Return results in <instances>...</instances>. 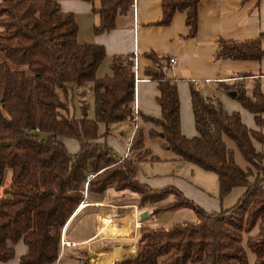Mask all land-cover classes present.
<instances>
[{
    "label": "trees",
    "instance_id": "1",
    "mask_svg": "<svg viewBox=\"0 0 264 264\" xmlns=\"http://www.w3.org/2000/svg\"><path fill=\"white\" fill-rule=\"evenodd\" d=\"M84 1L91 3L97 18L94 34L112 29L115 17L125 14L132 3ZM198 1L161 0L158 23L165 25L175 11H184L187 36H192ZM76 33L72 14L61 12L56 0H0V53L8 63L25 67L19 70L0 63V261L13 258L7 242L18 240L27 249L18 264L55 261L61 230L84 201L83 193L87 197L112 188L134 192L139 207L152 206L153 217L182 208L194 214L193 221L141 227L134 255L118 264H264V135L247 128L237 112L225 113L218 99L219 92L234 91V99L253 115L255 126L264 128V94L257 81L249 87L219 82L207 93L201 88L205 83L190 82L197 135L186 138L179 130L168 58L144 53L152 61L144 76L156 82L160 108L159 118L143 117L160 129L148 130V136H160L162 147L180 160L214 173L219 198L242 189L232 206L206 211L173 186L152 189L138 182L134 160L116 156L105 142L97 141L106 135L109 124L133 119V63L129 57L113 56L111 76L96 78L104 49L78 43ZM263 55L258 38L219 39L214 59L259 60ZM87 83L93 92V118L86 117L85 104L79 107L80 118L65 115L60 92L64 97ZM99 123L104 126L101 135ZM61 137L77 140V151L69 153ZM227 142L245 168L236 164ZM142 146L143 134L136 128L129 152ZM247 252L253 256L251 263Z\"/></svg>",
    "mask_w": 264,
    "mask_h": 264
},
{
    "label": "crops",
    "instance_id": "2",
    "mask_svg": "<svg viewBox=\"0 0 264 264\" xmlns=\"http://www.w3.org/2000/svg\"><path fill=\"white\" fill-rule=\"evenodd\" d=\"M56 1L61 12L72 14L77 25L78 43L103 47L104 57L96 68V78L111 76L109 65L113 56L134 59L133 111L137 116L109 124L106 135L99 136L97 141L105 142L116 156L121 157L129 147L134 130L140 129L143 146L129 152V157L134 160L138 182L152 189L173 186L206 211H218L222 208L221 202L210 198L192 183L175 176L174 173L179 171L184 161L162 147L163 140L160 136H148V130L159 132L160 129L143 117L159 118L160 108L156 102L157 84L144 76V69L152 66V61L144 53L152 51L157 56L174 59V64L169 66L167 72L175 82L179 130L186 138L194 137L197 133L190 104V82L205 83L206 86L201 88L203 93H207L215 90V85L219 82H239L249 87L256 80L264 94V55L259 60L214 59L219 39L242 41L258 38L260 49L264 51V0H200L196 4V27L192 36H187L189 26L186 24L184 11H175L165 25L158 23L162 15L161 0H132L127 12L115 17L114 27L98 34L92 32L97 18L91 12L90 2ZM90 92L93 103L91 83L68 91L62 97L66 105L65 115L72 116L68 102L73 97L77 100L78 109L82 104L88 109L83 98L86 94L90 95ZM218 99L225 113L237 112L247 128L259 129L264 135V128L256 127L253 115L234 98L219 92ZM98 127V135H101L104 126L99 123ZM59 139L69 153L77 151V140L67 137ZM227 145L233 151L234 161L240 162L241 157L232 144L227 142ZM255 146L258 149V145ZM241 163L240 166L245 168L246 163ZM147 165L150 167L147 168ZM132 193L134 192L127 189L110 188L105 189L102 194L85 196L81 207L75 209L62 228L63 240L69 245L61 248L58 258L48 264H81L83 261L84 264H118L134 255L141 227H167L173 222L187 221L186 210L183 208L165 211L158 217H153L150 212L152 206L139 207L138 196ZM107 207L110 208L107 210ZM85 210L89 213L84 214ZM138 211L139 214L146 211L147 216L137 220ZM110 216H118L125 221L101 222L102 218ZM116 227L118 230L114 231ZM7 244L12 246L14 256L0 261V264H18V258L27 251L26 246L22 240ZM80 245L82 249L79 248ZM85 257L89 258L88 262ZM248 260L251 263L253 258L250 261L248 256Z\"/></svg>",
    "mask_w": 264,
    "mask_h": 264
},
{
    "label": "rangeland",
    "instance_id": "3",
    "mask_svg": "<svg viewBox=\"0 0 264 264\" xmlns=\"http://www.w3.org/2000/svg\"><path fill=\"white\" fill-rule=\"evenodd\" d=\"M1 62H7V61L5 60L3 55L0 53V63ZM8 64L13 69L24 70V68H25L24 66H15V65H12L10 63H8ZM60 97L61 98L63 97L61 92H60ZM83 99L85 100L84 102H86V104L88 105L86 117L87 118L89 117L88 119H91V117L93 118L92 93L90 92V95L86 94ZM68 106H69L70 115H72V117L75 119L80 118V111L77 107V100L75 97H73L72 101L70 100L68 102ZM98 128L100 130V127H98ZM239 160H240V162L237 160L236 164L239 167L243 168V166H240V165L242 164L241 162H244V161L241 158ZM149 167L147 165V168H149ZM165 173H167V172H165ZM174 175L177 176L178 178H181L183 180H186V181L192 183L196 187L203 190L205 192V194L208 195L210 198L215 199L217 202H221L222 208H227V207L232 206L242 193V190L240 191V188H234V189L230 190L225 196H223L222 198H219L216 175L212 172L205 171V170H203V169H201L195 165H192L191 163L185 162V161L181 165V168L179 169V171L177 173H174ZM108 189H110V188H108ZM108 189H106V190H108ZM132 194L135 196L134 193H132ZM170 198L171 197H168L167 200H169ZM108 208H110V207H107V210H108ZM185 210H186L185 214L187 217V221H193L194 220V214L192 213V211L189 209H185ZM88 213H89V211L85 210L84 214H88ZM138 214H139V211H138ZM137 220H140L139 215H137ZM79 248L82 249V245H80ZM80 249H79V251H81ZM247 253H248V256L250 257V261H251L253 257L249 252H247ZM84 259L88 262L89 258L85 257Z\"/></svg>",
    "mask_w": 264,
    "mask_h": 264
},
{
    "label": "built area",
    "instance_id": "4",
    "mask_svg": "<svg viewBox=\"0 0 264 264\" xmlns=\"http://www.w3.org/2000/svg\"><path fill=\"white\" fill-rule=\"evenodd\" d=\"M129 58H130L131 62L133 63L134 59L131 58V57H129ZM174 62L175 61H174L173 58H171V57L168 58V64H169V66H172L174 64ZM136 116H137V114L133 111V119L136 118ZM121 157L122 158L129 157V147L126 148L125 152L121 155ZM91 176H92V174H87L86 177L89 178ZM84 187H85V184H84ZM83 194H84V197H85V193H83ZM82 203L83 202H81L78 205V207H81ZM62 234H63V229L61 230V236H60V249L63 248L64 246H68L69 245V243L67 241H64L63 240V235Z\"/></svg>",
    "mask_w": 264,
    "mask_h": 264
},
{
    "label": "bare ground",
    "instance_id": "5",
    "mask_svg": "<svg viewBox=\"0 0 264 264\" xmlns=\"http://www.w3.org/2000/svg\"><path fill=\"white\" fill-rule=\"evenodd\" d=\"M102 221L101 222H106V221H109L110 220V222H111V220H114L115 222H117L118 221V223L119 222H121V220H124L125 221V219H122L121 217L119 218L118 216H114V217H104V218H102L101 219ZM117 223V224H118ZM122 223V222H121ZM125 223V222H124ZM114 224V223H113ZM120 225V224H119ZM118 230V228L116 227V229L114 230V231H117ZM113 231V230H112ZM113 231V232H114ZM124 231V230H123ZM106 232V231H105ZM120 232H121V230H120ZM112 256V255H111Z\"/></svg>",
    "mask_w": 264,
    "mask_h": 264
},
{
    "label": "water",
    "instance_id": "6",
    "mask_svg": "<svg viewBox=\"0 0 264 264\" xmlns=\"http://www.w3.org/2000/svg\"><path fill=\"white\" fill-rule=\"evenodd\" d=\"M226 94H227L230 98H234V95H235L234 91H228ZM146 216H147L146 211H141L140 214H139V217H140V218H145ZM81 264H84V261L81 262Z\"/></svg>",
    "mask_w": 264,
    "mask_h": 264
}]
</instances>
